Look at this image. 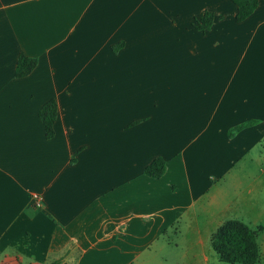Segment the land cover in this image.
<instances>
[{
    "label": "crops",
    "instance_id": "1",
    "mask_svg": "<svg viewBox=\"0 0 264 264\" xmlns=\"http://www.w3.org/2000/svg\"><path fill=\"white\" fill-rule=\"evenodd\" d=\"M235 14L231 0H0V264H136L180 228L184 262L206 264L224 220L260 223L264 0ZM20 53L37 65L16 77Z\"/></svg>",
    "mask_w": 264,
    "mask_h": 264
},
{
    "label": "trees",
    "instance_id": "2",
    "mask_svg": "<svg viewBox=\"0 0 264 264\" xmlns=\"http://www.w3.org/2000/svg\"><path fill=\"white\" fill-rule=\"evenodd\" d=\"M236 5L235 20L241 22L246 19L258 5V0H231ZM213 20V13L205 12L201 15L197 27L207 30ZM37 65L36 58L19 54L16 65V77H23L29 74ZM39 118L44 127L45 137L51 138L54 135L53 124L57 115V103L49 99L41 105L38 110ZM74 158L71 159V162ZM165 170V162L156 158L145 169V173L152 177H159ZM262 226L254 229L245 222L231 218L224 220L212 233L210 246L221 262L228 264H257L260 260V248L257 236Z\"/></svg>",
    "mask_w": 264,
    "mask_h": 264
},
{
    "label": "rangeland",
    "instance_id": "3",
    "mask_svg": "<svg viewBox=\"0 0 264 264\" xmlns=\"http://www.w3.org/2000/svg\"><path fill=\"white\" fill-rule=\"evenodd\" d=\"M233 186L234 185L232 184L227 185L229 192H231L230 194H232V191L230 189L233 188ZM259 201L260 202H258V205L260 208H262L264 206V196L262 200H259ZM258 216L259 217L257 218H255L254 215L252 217L254 219L261 220L260 223L258 225H254L250 227L257 229L258 227L262 226V230L259 231L258 236H257V242L259 244V248H260L259 250L261 253L260 260L257 264H264V214L263 212L258 213ZM245 218L246 217H244V219ZM180 224H184V223L181 222ZM180 229H181V233L175 232V231L174 232L168 231L167 233L162 234V239L157 241L153 245L149 253H145L143 256H141L138 262H136V264H186L184 262L186 259L184 258V255L186 253V250L188 249L187 246L189 245H187L186 240L184 238V234H185L184 231L182 230V228ZM194 264H201V263H194ZM206 264H228V263L221 262L216 259H211L209 263H206Z\"/></svg>",
    "mask_w": 264,
    "mask_h": 264
},
{
    "label": "built area",
    "instance_id": "4",
    "mask_svg": "<svg viewBox=\"0 0 264 264\" xmlns=\"http://www.w3.org/2000/svg\"><path fill=\"white\" fill-rule=\"evenodd\" d=\"M33 199H34V201L36 202V204L39 203V201H38L39 199H38L36 196H34Z\"/></svg>",
    "mask_w": 264,
    "mask_h": 264
}]
</instances>
